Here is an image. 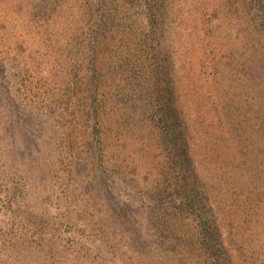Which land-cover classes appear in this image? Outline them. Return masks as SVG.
I'll use <instances>...</instances> for the list:
<instances>
[{"label":"rangeland","instance_id":"rangeland-1","mask_svg":"<svg viewBox=\"0 0 264 264\" xmlns=\"http://www.w3.org/2000/svg\"><path fill=\"white\" fill-rule=\"evenodd\" d=\"M0 264H264V0H0Z\"/></svg>","mask_w":264,"mask_h":264}]
</instances>
